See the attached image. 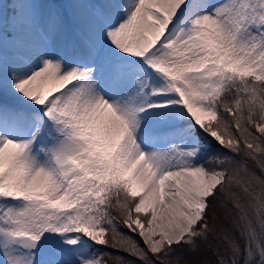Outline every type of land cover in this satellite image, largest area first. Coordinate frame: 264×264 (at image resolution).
I'll use <instances>...</instances> for the list:
<instances>
[{
  "label": "snow or ice",
  "instance_id": "obj_1",
  "mask_svg": "<svg viewBox=\"0 0 264 264\" xmlns=\"http://www.w3.org/2000/svg\"><path fill=\"white\" fill-rule=\"evenodd\" d=\"M0 264H264V0H0Z\"/></svg>",
  "mask_w": 264,
  "mask_h": 264
},
{
  "label": "trees",
  "instance_id": "obj_2",
  "mask_svg": "<svg viewBox=\"0 0 264 264\" xmlns=\"http://www.w3.org/2000/svg\"><path fill=\"white\" fill-rule=\"evenodd\" d=\"M233 130H235V129L233 128ZM208 166L209 167H212L213 165H208ZM229 207H231V205ZM227 220H228L229 223L231 222V218L230 217ZM221 221L223 222V219H221ZM121 231H123L126 235H131L133 237V239H135L143 247V242H142V240L140 239V237L138 235H135V234L130 233L126 228H123V227L121 228ZM109 251H114V250L109 249ZM118 255H122V256H125L126 258H128L127 257V254L126 253H123V252L119 253Z\"/></svg>",
  "mask_w": 264,
  "mask_h": 264
},
{
  "label": "rangeland",
  "instance_id": "obj_3",
  "mask_svg": "<svg viewBox=\"0 0 264 264\" xmlns=\"http://www.w3.org/2000/svg\"><path fill=\"white\" fill-rule=\"evenodd\" d=\"M3 2L4 3H11V0H3ZM221 213L224 211L223 209L221 210H219ZM221 219H223V222L220 220V225H221V227H224V226H226L227 224H229V222H228V220H225L224 218H223V216H221Z\"/></svg>",
  "mask_w": 264,
  "mask_h": 264
}]
</instances>
